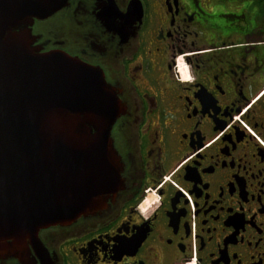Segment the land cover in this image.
<instances>
[{"label": "flooded vegetation", "instance_id": "obj_1", "mask_svg": "<svg viewBox=\"0 0 264 264\" xmlns=\"http://www.w3.org/2000/svg\"><path fill=\"white\" fill-rule=\"evenodd\" d=\"M56 5L34 47L104 72L119 161L98 209L24 264H264V0Z\"/></svg>", "mask_w": 264, "mask_h": 264}, {"label": "water", "instance_id": "obj_2", "mask_svg": "<svg viewBox=\"0 0 264 264\" xmlns=\"http://www.w3.org/2000/svg\"><path fill=\"white\" fill-rule=\"evenodd\" d=\"M57 0H0V259L96 211L117 175L120 98L101 69L41 54L33 27ZM62 8V7H61Z\"/></svg>", "mask_w": 264, "mask_h": 264}, {"label": "bare ground", "instance_id": "obj_3", "mask_svg": "<svg viewBox=\"0 0 264 264\" xmlns=\"http://www.w3.org/2000/svg\"><path fill=\"white\" fill-rule=\"evenodd\" d=\"M183 70H184V72H186V68H184Z\"/></svg>", "mask_w": 264, "mask_h": 264}]
</instances>
